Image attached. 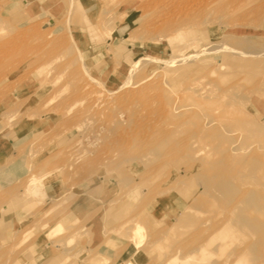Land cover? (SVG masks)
Listing matches in <instances>:
<instances>
[{"label":"rangeland","instance_id":"374dc122","mask_svg":"<svg viewBox=\"0 0 264 264\" xmlns=\"http://www.w3.org/2000/svg\"><path fill=\"white\" fill-rule=\"evenodd\" d=\"M127 19L126 60L86 58ZM263 50L264 0H0V127L33 132L0 264H264Z\"/></svg>","mask_w":264,"mask_h":264},{"label":"crops","instance_id":"0c3cea01","mask_svg":"<svg viewBox=\"0 0 264 264\" xmlns=\"http://www.w3.org/2000/svg\"><path fill=\"white\" fill-rule=\"evenodd\" d=\"M132 21L133 20L127 19L124 27H119L117 34L110 42L101 44V47H98L97 49H87L88 52L86 58L99 66H101L104 62L106 63L107 59H111L113 57H121L123 60H126L127 56L132 52V48L123 43L122 38L130 28ZM98 46H100V44H98ZM108 50H111L112 52L108 53ZM31 135H33V132L30 128H28V125L25 128L16 130L13 129L7 132H3L0 127V163L7 160L10 162L9 164L11 169H27L29 167L28 153L25 152L19 154L18 149L25 147V150H27V144L33 137ZM52 189V185H47L45 187L46 194H50L53 191ZM28 194L32 196L39 194L45 195L43 183H37L36 188L29 189ZM6 218L7 217H5V215L0 216V236L2 234L1 223L6 221ZM104 250V254L111 253L110 247L106 246Z\"/></svg>","mask_w":264,"mask_h":264},{"label":"bare ground","instance_id":"6f19581e","mask_svg":"<svg viewBox=\"0 0 264 264\" xmlns=\"http://www.w3.org/2000/svg\"><path fill=\"white\" fill-rule=\"evenodd\" d=\"M235 54H238V55H240V56H243L244 54H246L247 52L249 53V54H252L253 52H251V51H243V50H240V49H236L235 51ZM257 53H264V50L263 51H261V52H257ZM254 61L253 60H249L247 63H246V65H248V64H251L252 65V63H253ZM201 96H203V95H201ZM201 99H203L202 97H198V99H196V103H198L199 105L200 104H202L203 102V104H208L209 103V100H202L201 101ZM218 98H216V100H217ZM211 100V103L209 104V105H213L212 103H215V102H212V99H210ZM216 100H214V101H216ZM219 100V99H218ZM218 100L216 101V103L218 102ZM222 102V101H221ZM221 102H219L220 103V105H221ZM241 103V102H240ZM219 104H218V107H221ZM205 106V105H204ZM216 106H217V104H216ZM200 107H202L201 105H200ZM240 107V106H239ZM221 110V109H220ZM220 115V111L217 113V115L216 116H219ZM215 116V115H214ZM217 119V118H216ZM220 119H223V118H220ZM237 119V118H236ZM255 133L258 135V136H261V137H263V140H264V129H257V130H255ZM259 138V137H258ZM260 139V138H259ZM260 140H262V139H260ZM264 142V141H263ZM200 150H202L201 148H199ZM198 149H196L195 150V152L193 151V154H195L196 153V151H197ZM204 150V149H203ZM203 152V151H202ZM198 153V152H197ZM196 153V154H197ZM199 153H201V151L199 152ZM198 153V154H199ZM229 172V171H228ZM226 174H228V173H226ZM230 175L228 174V177H229ZM231 178V177H230ZM254 184V183H253ZM27 186L28 187H30L29 189H35L36 188V183H35V181L34 180H32V181H29L28 182V184H27ZM263 186H264V184H263ZM207 187V186H206ZM254 187V186H253ZM255 188V187H254ZM261 188H263V187H261ZM259 189H260V187H259ZM236 195H238V194H236ZM244 197H250L251 198V200H252V203H253V214H254V219H252V220H250V221H248V220H246V219H244V218H240V220H239V223L243 226V227H246L248 230H250L251 232H253V233H255V234H257V236H258V238H259V243H257L258 244V246H259V249L257 248V250H256V253H257V255L259 256H261V253H260V250H261V248L263 247L264 248V193H257V192H255L254 190H244V191H242V193H241V195L238 197V199H237V202L238 203H240V201L242 200V198H244ZM186 219V218H185ZM183 221V220H182ZM257 238V239H258ZM256 241V240H255ZM253 248V247H252ZM254 253V252H253ZM259 256V257H260ZM187 259V258H186ZM198 259H203V257L202 256H198ZM262 263H264V261L262 262Z\"/></svg>","mask_w":264,"mask_h":264}]
</instances>
